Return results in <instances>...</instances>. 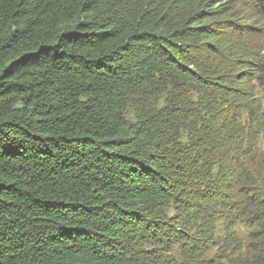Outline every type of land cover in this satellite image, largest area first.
<instances>
[{
	"label": "trees",
	"instance_id": "16d2710c",
	"mask_svg": "<svg viewBox=\"0 0 264 264\" xmlns=\"http://www.w3.org/2000/svg\"><path fill=\"white\" fill-rule=\"evenodd\" d=\"M0 264H264V0H0Z\"/></svg>",
	"mask_w": 264,
	"mask_h": 264
}]
</instances>
